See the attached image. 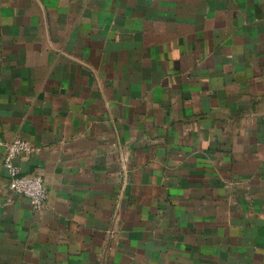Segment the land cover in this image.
I'll use <instances>...</instances> for the list:
<instances>
[{
  "label": "crops",
  "instance_id": "1",
  "mask_svg": "<svg viewBox=\"0 0 264 264\" xmlns=\"http://www.w3.org/2000/svg\"><path fill=\"white\" fill-rule=\"evenodd\" d=\"M0 264H264V0H0Z\"/></svg>",
  "mask_w": 264,
  "mask_h": 264
},
{
  "label": "built area",
  "instance_id": "2",
  "mask_svg": "<svg viewBox=\"0 0 264 264\" xmlns=\"http://www.w3.org/2000/svg\"><path fill=\"white\" fill-rule=\"evenodd\" d=\"M4 146L6 153L3 157V166L7 172L9 190L17 195L26 197L32 208L40 210L47 199V191L43 178L39 174H25L16 164V158L21 154L34 152L36 148L22 138H13L9 141L0 140V147Z\"/></svg>",
  "mask_w": 264,
  "mask_h": 264
}]
</instances>
